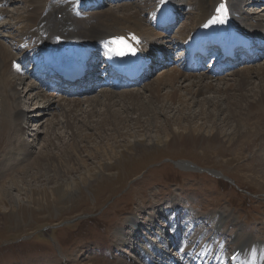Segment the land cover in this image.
I'll use <instances>...</instances> for the list:
<instances>
[{
  "label": "rangeland",
  "instance_id": "obj_1",
  "mask_svg": "<svg viewBox=\"0 0 264 264\" xmlns=\"http://www.w3.org/2000/svg\"><path fill=\"white\" fill-rule=\"evenodd\" d=\"M51 1L43 0L42 4ZM176 1L185 6L181 11L183 18L171 35L165 37L171 42L175 38L177 44L181 39L178 34L185 35L193 23L198 0ZM29 3L28 0H9L2 6L0 37L15 57L19 54L16 47L25 51L20 40L27 43L34 39L31 45L35 48L37 44L43 59L48 52L60 48L40 45L31 35ZM121 5L141 11L144 21H147L144 14L155 10L154 0H131L120 4L106 2L95 14L109 15ZM243 8L264 31V0L246 1ZM157 31L162 32L160 28ZM33 53L37 56L40 52L34 50ZM164 62L168 60L165 58ZM95 65L90 74L93 82ZM263 65L264 59L249 64ZM172 68L176 67L157 68L148 74L142 85L126 90H140L145 82H155L160 73ZM228 75L217 79L225 83ZM21 80H24L23 85H20ZM34 81L35 78L32 80L27 75L14 79L18 92L16 112L23 119L20 133L15 135L13 130L12 134H6L5 127L0 126V264L179 263L174 259L178 250L170 245H176V241L170 239L177 235V238L188 235V247L194 250L199 243L191 244L190 240L211 244L219 238L227 256L236 252L248 257L254 252L258 255L255 264H264V182L253 174L259 156L264 155V142H255V147L248 150H244L247 146L244 142H240L235 151L222 147L220 142H198L199 145L191 148L183 142H168L169 138L165 137L168 129L164 126L160 132L154 129L141 133L134 139L140 142H131L130 137L125 142L119 137L99 142L98 130L92 127L86 130L83 125L82 130L72 136L71 130L65 127L61 110L54 106L48 111V106L39 102L41 98L32 101L38 90ZM29 85H36V90L26 95ZM101 90L107 89L54 97L85 103L87 99L100 96ZM207 97L209 95L205 94L198 100ZM86 107L84 104L82 109ZM200 107L193 104L192 110L200 111ZM96 108L100 113L93 114L91 126L102 114V108ZM11 112L13 116L12 108ZM162 118H158V123ZM208 127L210 125L203 134H208ZM219 129V133H224L227 128ZM80 134L88 135V139L81 141ZM101 135L104 136V132ZM70 139L72 142H68ZM20 148L27 152L22 160ZM46 155L47 162L34 163ZM261 169L264 173V168ZM169 254L174 261L168 259L169 256L162 262ZM242 256L237 258L244 264L247 260Z\"/></svg>",
  "mask_w": 264,
  "mask_h": 264
},
{
  "label": "bare ground",
  "instance_id": "obj_2",
  "mask_svg": "<svg viewBox=\"0 0 264 264\" xmlns=\"http://www.w3.org/2000/svg\"><path fill=\"white\" fill-rule=\"evenodd\" d=\"M7 1L9 0L0 2V14L4 13L2 6L6 5ZM28 1L30 2L29 10H31L28 14L31 35L38 39L40 45H57L60 48L59 51L48 52L44 55L43 59H53L50 61L69 60L72 58V54L80 55L83 52L91 55L92 58L98 54L104 58L107 54L106 42L111 44L110 42L117 37L129 39L135 45L141 44L144 52L147 49H153L163 52L164 58L171 56L165 54L171 52V41L165 37L163 31H157L160 27L156 25V20L164 7L169 6L178 12L179 7L182 6L176 0H154V12L157 19L148 22L141 19V11L134 9L133 11L130 5L116 7V11L109 15L97 16L95 12H90L88 16L81 18L77 11L79 4L72 0H55L44 4H42L43 0ZM91 1L89 0V2ZM246 1L249 0H224L223 3L221 0H198V11L194 15L193 23L185 35L178 34L181 37V39L179 38L181 45L194 42L198 38L208 35L207 29L214 28L209 21L218 15L216 9L221 4L225 5L227 9L224 21L231 20L240 32L264 37V31L259 27L260 23H253L254 19L246 14L243 8ZM35 2L38 4L36 5ZM214 24L219 28L220 24H227V22ZM133 36L136 38L135 40L131 39ZM0 38V126L5 127L6 134H12L14 130V134L18 135L22 130L23 119L16 112L18 92L15 88L14 79L23 74L14 67V63L19 62L16 59L17 56L15 57L12 55L13 53H10V48L4 45L1 41L2 37ZM19 44L21 43L19 42ZM36 46L37 44H35V48H37ZM93 49H95L94 52ZM254 62L256 61L253 60L251 63ZM98 64H90V67L93 68L94 65L98 66ZM249 64L244 66L241 71L229 73L225 83H220L218 77L212 80L214 78H211L208 73H186L177 66L168 72L160 73L155 82H145L140 89L142 91L124 88L125 91L116 93L114 89L109 88L101 90L100 96L87 99L85 103L74 99L67 100L63 97L55 98L54 93L46 95L45 92L47 91L40 89L37 84L41 78H35L34 81L38 85V90L35 88L36 85L34 87L29 85L25 93L28 95V92L34 89L36 93L33 99L31 98L32 101L41 98L39 102L47 105L48 111L54 106L61 110L65 119V127L71 130L72 136L75 135V131H81L83 125L86 130L91 127L92 130H98L96 135L101 136L99 142H103L104 139L112 141L116 137L122 138V142H125L124 140L129 137L133 138L131 142H140V139H134L138 138L141 133L150 132L154 129L156 132H160L164 126L168 129V133L165 134V137L169 138L168 142H183L184 145L191 148L199 145L198 142H220L222 147L234 151L240 142H244L247 145L244 150H248L254 146L255 142H264V65L253 67ZM151 72L152 70L149 73L151 74ZM147 75L145 76L146 81L147 77L150 76ZM206 80H211V82ZM23 81H20V85L24 84ZM92 82L91 77L73 86L76 87V90H85L90 93L96 89ZM90 85L91 87H89ZM205 94H208L209 97L198 100ZM84 104L87 107L82 109ZM193 104L201 106L202 109L200 111L192 110ZM98 106L102 108V114L97 116L96 121L94 120L95 125L91 126L93 121L90 120L94 118L93 114L100 113L96 108ZM11 108L13 109V116H11ZM80 116H83L82 119L86 121L83 122L81 118V120L78 119ZM161 117L164 119L162 118L163 121L158 123V118ZM80 123L82 124L78 127ZM56 124L59 125V123ZM50 125L54 126L52 122ZM207 125H210L208 127L210 130L208 129V134H203ZM219 128L227 129L224 133H219ZM103 132L106 137L101 135ZM112 135L114 136L112 137ZM8 137L12 140L11 135ZM78 137L81 141L88 139V135L84 134H80ZM72 140L70 139L68 142H72ZM257 146L259 147L260 144ZM262 149L264 151V147ZM19 150L21 153L20 160H22L27 152L21 148ZM73 153H76V150ZM14 157L12 155V158ZM18 157L19 155L16 159ZM47 158H49L47 155L43 156L41 160H35L34 163L37 162L40 165L47 162ZM260 168H264V155L259 156L253 172L255 178L264 182V173ZM177 237L178 235L170 239V241H176V245L170 244L171 247L180 246L177 243L179 241ZM167 258L171 261L176 259L169 254L162 258V262ZM190 258L191 264H193L196 258ZM118 264L126 263L119 261ZM172 264L179 263L175 261Z\"/></svg>",
  "mask_w": 264,
  "mask_h": 264
},
{
  "label": "snow or ice",
  "instance_id": "obj_3",
  "mask_svg": "<svg viewBox=\"0 0 264 264\" xmlns=\"http://www.w3.org/2000/svg\"><path fill=\"white\" fill-rule=\"evenodd\" d=\"M217 16H214L209 23H223L224 17L227 14V9L225 5L221 4L217 9ZM207 26V25H206ZM131 39L135 40L136 38L133 36ZM114 45V48H109V51H115L119 55H123L125 51H134L129 44V42L124 37H117L110 42Z\"/></svg>",
  "mask_w": 264,
  "mask_h": 264
}]
</instances>
